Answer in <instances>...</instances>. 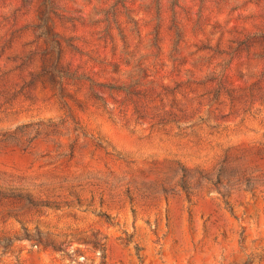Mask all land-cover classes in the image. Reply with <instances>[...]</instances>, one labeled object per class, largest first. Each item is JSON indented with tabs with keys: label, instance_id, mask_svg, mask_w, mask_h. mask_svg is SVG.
I'll return each mask as SVG.
<instances>
[{
	"label": "rangeland",
	"instance_id": "374dc122",
	"mask_svg": "<svg viewBox=\"0 0 264 264\" xmlns=\"http://www.w3.org/2000/svg\"><path fill=\"white\" fill-rule=\"evenodd\" d=\"M0 264H264V0H0Z\"/></svg>",
	"mask_w": 264,
	"mask_h": 264
}]
</instances>
